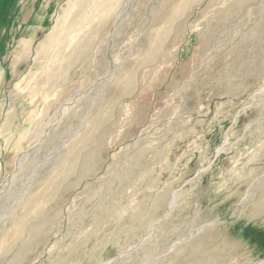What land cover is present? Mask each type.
I'll use <instances>...</instances> for the list:
<instances>
[{
    "label": "rangeland",
    "instance_id": "obj_1",
    "mask_svg": "<svg viewBox=\"0 0 264 264\" xmlns=\"http://www.w3.org/2000/svg\"><path fill=\"white\" fill-rule=\"evenodd\" d=\"M0 264H264V0H0Z\"/></svg>",
    "mask_w": 264,
    "mask_h": 264
}]
</instances>
